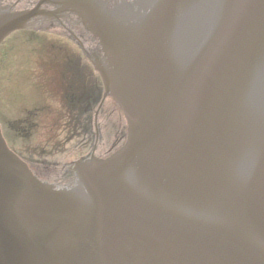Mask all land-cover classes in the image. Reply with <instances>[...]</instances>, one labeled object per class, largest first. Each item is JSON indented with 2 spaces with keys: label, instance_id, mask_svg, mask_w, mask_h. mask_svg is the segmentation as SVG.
Wrapping results in <instances>:
<instances>
[{
  "label": "water",
  "instance_id": "water-1",
  "mask_svg": "<svg viewBox=\"0 0 264 264\" xmlns=\"http://www.w3.org/2000/svg\"><path fill=\"white\" fill-rule=\"evenodd\" d=\"M68 2L130 132L63 189L0 140V264H264V0L10 1L0 45Z\"/></svg>",
  "mask_w": 264,
  "mask_h": 264
},
{
  "label": "flooded vegetation",
  "instance_id": "flooded-vegetation-1",
  "mask_svg": "<svg viewBox=\"0 0 264 264\" xmlns=\"http://www.w3.org/2000/svg\"><path fill=\"white\" fill-rule=\"evenodd\" d=\"M10 1L21 11L28 9L34 0H0V9ZM57 22H62V26ZM41 30L36 33L47 34L52 41L35 43L44 50H47L44 44L48 45L52 57L36 59L34 63L32 58L25 59V63L43 68V73L28 75L36 94L11 95V107L18 104L20 110H15L5 121L0 118V123L4 129L5 125L11 129L5 138L7 144L33 174L56 183L61 180L57 161L67 159V155L73 160L105 157L122 142L124 132L122 120L104 96L88 60L73 44L74 37L82 42L83 49H92L90 39L77 22L67 16L41 25ZM30 38L31 33L16 35L15 39L19 40L11 53L20 47L30 50ZM0 55L8 56L4 52ZM11 59L9 57L8 62L0 59V64H9ZM11 77L10 83L19 92L24 80L16 78L15 74ZM21 99L24 101L19 104ZM46 147L50 150L46 151Z\"/></svg>",
  "mask_w": 264,
  "mask_h": 264
},
{
  "label": "rangeland",
  "instance_id": "rangeland-1",
  "mask_svg": "<svg viewBox=\"0 0 264 264\" xmlns=\"http://www.w3.org/2000/svg\"><path fill=\"white\" fill-rule=\"evenodd\" d=\"M15 46V42L13 43L12 47L9 48L8 50H11L13 47ZM35 45L31 44L30 46V52H31V57H32V62L34 63L33 60L38 59V57L40 58H47L50 57L47 53H40V56H37L36 58L34 57V53H35ZM4 52V51H3ZM5 53V52H4ZM15 53H20V51H16ZM14 53V54H15ZM12 58L9 62V64H0V107H4L1 110V115H6V117H11L12 115L15 114V110H20V108H18V105H12L11 107V103H12V96L11 95H19V92H17L16 90H14V88L12 87V84L10 83V79L12 78L11 76L13 75V72L15 73H19L20 69L22 70V72L24 71V67L21 66L20 61H22L23 58L19 57L16 58V56H14L11 51L8 54V56L5 55H0V59H4L5 58V62H8V59ZM27 57V56H25ZM16 58V59H15ZM0 60V62H1ZM4 62V63H5ZM23 64V63H22ZM16 78H21L16 76ZM26 88V87H25ZM23 88L20 93L23 92V90L25 89ZM2 89H4L5 91H3ZM7 100V101H6ZM4 115V116H5ZM0 118H4L2 116H0ZM46 151H49L50 149L48 147L45 148Z\"/></svg>",
  "mask_w": 264,
  "mask_h": 264
},
{
  "label": "bare ground",
  "instance_id": "bare-ground-1",
  "mask_svg": "<svg viewBox=\"0 0 264 264\" xmlns=\"http://www.w3.org/2000/svg\"><path fill=\"white\" fill-rule=\"evenodd\" d=\"M22 33H21V31H18V32H15V33H12V34H9V35H7L6 37H5V39L3 40V42L1 43V46H2V49H4L5 51H7L8 50V48L15 42V40H17V39H15V35H17V36H19V35H21ZM10 42H12L10 45H7L8 43H10ZM7 43V44H6ZM116 104V103H115ZM121 117V119L123 120V122L125 123V125L127 126V129L129 130V127H128V124H127V121H126V118H125V115H122V116H120ZM129 132H130V130H129ZM0 140H1V142L2 143H4V145H5V147H6V144H5V139L3 138V136H2V133H1V131H0ZM7 148V147H6ZM116 150H119V148L118 149H116ZM9 151V150H8ZM10 152V151H9Z\"/></svg>",
  "mask_w": 264,
  "mask_h": 264
}]
</instances>
